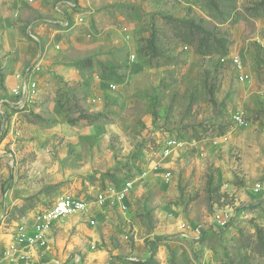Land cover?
<instances>
[{
	"label": "rangeland",
	"instance_id": "374dc122",
	"mask_svg": "<svg viewBox=\"0 0 264 264\" xmlns=\"http://www.w3.org/2000/svg\"><path fill=\"white\" fill-rule=\"evenodd\" d=\"M0 264H264V0H0Z\"/></svg>",
	"mask_w": 264,
	"mask_h": 264
},
{
	"label": "built area",
	"instance_id": "2783aa9c",
	"mask_svg": "<svg viewBox=\"0 0 264 264\" xmlns=\"http://www.w3.org/2000/svg\"><path fill=\"white\" fill-rule=\"evenodd\" d=\"M237 64H240L238 59H235ZM233 122L238 127L245 126V120L243 114L241 112H237L232 117ZM174 142H168L165 147V153H170V146H172ZM134 183L128 182L122 189H117L115 187H110L107 192L100 193L96 196V200L94 202L88 203L85 200L71 198V197H63L60 198L48 211L39 215V224L36 226V230L38 233H41L45 228H48L52 223L63 219L65 217L82 214L85 212L90 204H97L99 206H104L106 203H120L123 204L125 199L127 198L128 193L133 189ZM36 237L39 234L35 235ZM30 241H35V238H31Z\"/></svg>",
	"mask_w": 264,
	"mask_h": 264
}]
</instances>
